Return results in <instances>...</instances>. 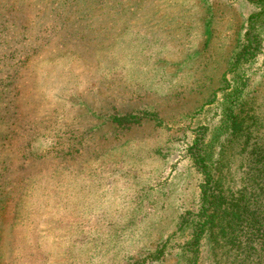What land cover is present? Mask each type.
<instances>
[{"label": "rangeland", "instance_id": "rangeland-1", "mask_svg": "<svg viewBox=\"0 0 264 264\" xmlns=\"http://www.w3.org/2000/svg\"><path fill=\"white\" fill-rule=\"evenodd\" d=\"M259 5L0 0V264H185L172 236L201 182L188 150L219 125ZM259 36L235 140H264Z\"/></svg>", "mask_w": 264, "mask_h": 264}, {"label": "trees", "instance_id": "trees-1", "mask_svg": "<svg viewBox=\"0 0 264 264\" xmlns=\"http://www.w3.org/2000/svg\"><path fill=\"white\" fill-rule=\"evenodd\" d=\"M257 1L261 7L248 16L244 39L230 60L229 77H224L219 125L207 140L204 132L195 134L188 150L201 182L196 208L184 211L172 236L184 238L179 256L185 264H197L203 250L208 264H264V140H235L247 115L243 66L261 47L264 0ZM247 150V159L241 157L238 163L240 182L233 186L231 162Z\"/></svg>", "mask_w": 264, "mask_h": 264}]
</instances>
